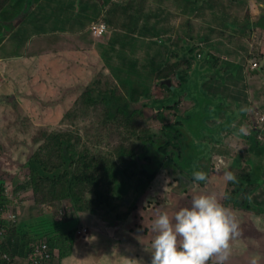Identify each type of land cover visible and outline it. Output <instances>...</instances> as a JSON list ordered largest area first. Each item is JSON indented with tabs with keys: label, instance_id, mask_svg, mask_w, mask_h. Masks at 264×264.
I'll list each match as a JSON object with an SVG mask.
<instances>
[{
	"label": "rangeland",
	"instance_id": "rangeland-1",
	"mask_svg": "<svg viewBox=\"0 0 264 264\" xmlns=\"http://www.w3.org/2000/svg\"><path fill=\"white\" fill-rule=\"evenodd\" d=\"M154 1L136 0V6L135 0L133 2L132 0H110L109 4L107 1V10L111 9L113 13L102 14L110 28L108 34L102 38L94 37L89 30L91 25L89 26L88 14L78 12L73 14L70 11L68 14L69 29L67 31H61L63 23L58 25L60 30H52L54 24L58 22L57 16L52 14H60L57 9L52 11L48 21L42 17L43 15L32 20L28 19V21L25 19L27 14H22L16 17L17 23L15 24L14 21L13 32L9 33L10 29L5 30V25L3 29L1 28L0 180L5 181L6 193L11 200L5 211L6 218L5 213L3 218L8 221L7 217L10 214L11 221L21 223L23 230L30 234L27 239L30 240L34 234L32 225L38 224L39 215L49 214L45 220L55 228L60 226L61 236L65 237L62 248H65L66 251L69 249L71 252L69 262L72 264L81 260L90 263L94 259L100 264H117V262L126 264L131 259H135V264H150L151 241L154 236L151 226L157 210L166 211L172 216L180 208L190 206L194 195L213 194L225 207L235 213L239 221L241 235L236 240L233 239V243L230 242L232 248L230 258L234 256L236 264H240L243 261L249 262L250 257L256 256L262 264L264 263V210L263 213L239 210L227 203L232 186L230 181H226L223 176L226 166H232V160L240 151V154L244 156L242 172H251L253 167L247 160L254 158L247 153L248 143L229 132L224 133L225 137L222 143H213L216 148H214V155L200 162L201 165L208 166L212 170L210 180L191 182V179L180 178L179 172L174 170L170 175V170L165 169L155 180L149 193L141 199L137 210L133 208L134 196L129 190L125 198H117L112 201V205L117 208L116 212L101 211L102 217L98 216V218L104 222H107L104 219L107 212L112 216L118 213L131 214L130 218L119 221L118 225L122 226V229H130L125 234L128 233L130 237H134L135 242L132 244H119L111 239L103 231L106 224L99 221L103 233L100 231V234L95 235L97 240L94 241L93 248L89 249L87 245L81 244L74 250V245L79 238L77 232L80 229L87 232L86 223L82 221L81 217L84 214H88L86 216L90 217L92 214L76 212L71 201L54 200L47 191H42L37 198V194L32 189H20L30 181L31 172L27 162L37 151L44 150L51 162H56L59 158L55 149L52 150L51 147L45 145L48 133L62 132L83 151L120 163L125 150L128 154L131 151H142L143 140L146 138L145 133L161 136L162 122L158 118V113L153 108H144L143 105L149 103L151 97L164 99L170 96L162 86L164 78L171 77L166 81H169L168 85H172L174 88L181 84L176 73L171 74L165 66L166 60L173 57L170 55L171 52L168 53L167 49L163 48L164 44L161 43V40H164L165 46L170 50L171 41L164 36L144 38L139 34H136L139 38L135 40V34L131 33L133 37L130 35L132 28L125 26L128 18L124 12L127 4L134 3V10H137L138 7L143 8L140 22L155 23L159 21L163 34H165L169 26L168 21H162L160 18L146 20L147 14L152 13L154 9ZM181 1V3H185L186 0ZM160 2H164V0H160ZM12 4V0H0V10L3 8L8 10ZM181 5L179 4L180 7ZM99 7L102 12L105 10L100 4ZM174 10L177 11L176 7ZM240 11V18H234L233 22L245 27L254 18L246 8ZM91 14L93 13L91 12ZM42 21L46 22L47 31L37 35L35 33L36 25L44 24ZM0 22L4 23L1 18ZM24 22L26 23L24 24ZM59 22H64V20H59ZM82 23L87 25L85 29L78 28ZM6 25L10 26L9 23ZM27 25L28 28H26ZM72 26H76L78 29L74 30ZM24 27L26 28L24 32L29 33L30 39L26 47L22 49V57H15L13 55L21 43L13 41V34L16 32L20 37ZM194 28L199 29L200 26L196 24L190 26L187 23L184 25V31L189 33H194ZM240 32L243 34L244 40L234 43L236 53H232V49L231 51L223 50L222 54L227 58L220 57V60L231 63V65L237 64L243 71V79L239 85H231L226 88L225 93L230 97L231 110L239 109V116L233 123V128L238 131L243 128L244 134H250L253 129L261 130L259 139L264 143V31ZM189 35L187 43L200 49L201 44L197 41L195 33V38L191 34ZM21 37L24 39L23 36ZM113 41L117 42L119 47L121 44L125 45L124 52L128 53L130 58L140 60L138 69H142L143 72L141 75L134 74L132 77L133 86L137 84V88L143 93L146 92L145 90H149L136 104L137 107L144 109L145 114L137 116L134 124H130L120 114L110 115L104 101L96 103L84 95L88 89L98 94L108 89L112 91L114 89L112 87H117L119 94H125L126 85L123 87L120 84L107 64L112 62L115 67L120 64L116 51L113 49L114 47L119 49V47L117 44L113 45ZM226 41L221 43L224 44ZM101 46H105L108 53H104ZM174 63L175 61H173ZM185 63H182V71L188 69ZM255 64L258 65V68L253 71ZM255 72L257 74L254 75ZM127 86L131 85L127 84ZM219 89L222 90L220 84ZM237 102L241 104V108ZM191 107V101H183L180 106V114H185ZM176 116V112H166L168 121H174ZM225 117L223 115L222 119ZM124 160H129V157ZM232 172L236 173L237 171L232 169ZM175 178L180 181L178 182ZM104 189L109 194L112 192L108 186H104ZM256 196L262 202L264 209V188L259 190ZM44 215H41L40 218ZM107 223L109 227L111 226L109 228V232H111L114 226L110 224V221ZM0 232L2 233V229ZM112 235L115 236V234ZM124 239L127 241L126 237ZM238 247L245 248V251L239 250ZM138 255L141 257L139 260H137ZM4 256L10 259L6 254ZM209 262L212 263L213 259ZM19 263L26 264L24 260L14 262V264ZM53 264H59L58 253Z\"/></svg>",
	"mask_w": 264,
	"mask_h": 264
},
{
	"label": "trees",
	"instance_id": "trees-1",
	"mask_svg": "<svg viewBox=\"0 0 264 264\" xmlns=\"http://www.w3.org/2000/svg\"><path fill=\"white\" fill-rule=\"evenodd\" d=\"M12 1L13 4L8 10L6 8L0 10V18L4 22L3 24L0 22V30L5 25V30L10 29L9 33L13 32L14 21L15 24L17 23L16 17L22 14H27L26 20H32L39 15H43L42 17L48 21L49 15L57 9L60 14H52L57 16L58 20L52 30H60L58 25L63 23L61 31L65 32L69 29L67 17L70 11L73 14L76 12L88 14L89 26L105 21L102 14L110 15L113 13L111 9L107 10V1L109 4L110 0ZM99 4L105 9L103 12ZM135 6L134 3L127 4L124 10L128 18L125 26L132 28L130 35L133 37L135 34V40L139 38L136 34L142 35L144 38L163 37V30L159 21L155 23L140 22V17L143 16V8L138 7L137 10H134ZM147 16L146 20L161 18L159 9L155 8ZM59 20H64V22H59ZM6 23H9L10 26L8 27ZM43 23L36 25L35 33L37 35L46 33L47 24L46 22ZM86 27L85 23L78 26L80 29ZM26 28H28V25ZM26 28L24 27L21 31L23 32L21 36L24 39L21 36L18 37L16 32L13 34V41L21 43L13 55L15 57H22V49L26 47L30 39L29 33L24 32ZM72 28L74 30L78 29L76 26H72ZM257 28L264 29V23L257 25ZM177 34L179 35L180 32L177 31ZM189 34L195 38L194 33L184 31L178 37L182 44L178 40L170 43L171 48L176 51L172 52L171 56L173 58H168L165 64L171 74L176 73L181 82L180 86L174 88L168 83H163L162 86L170 96L164 99L151 97L150 102L143 105L144 108H153L158 113V118L162 122L161 136L145 133L146 138L143 140L142 151H131L128 154L125 150L120 163L113 159L102 156L97 157L83 151L80 146L62 132L48 133L45 145L51 147L52 150L55 149L59 158L56 162H51L44 150L37 151L27 162L31 172L30 181L21 186L20 189H32L37 194V198L42 191H47L54 200L71 201L76 212H89L97 216H101V211L104 210L116 212L117 208L112 205V201L117 198H125L130 190L134 196L133 208L137 210L141 199L149 193L153 183L165 169L170 170V175L175 170L179 172L180 178L191 179V182L196 181L193 177L195 171H203L207 173V179L210 180L212 170L208 166L201 165L200 162L214 155L215 147L213 143H222L225 137L224 133L229 132V134H233L238 139H243L248 143L247 153L249 156L250 154L254 156V158L247 160L253 167L252 171L244 173L242 172L244 169L242 166L244 156L240 154V151L237 152L238 154L236 153L237 155L232 160L231 166V172L232 169L237 171L236 173L232 172L236 178L235 181H230L232 192L228 196L227 203L235 209L263 213V204L256 196L258 191L264 188V143L259 139L261 130L253 129L250 134H244L233 128V123L239 116V109L231 110L230 97L225 93V89L229 86L239 85L243 79V71L237 64L231 65V63L222 62L221 58L214 56L211 53L213 52L212 47L210 48L212 46L210 44L211 40L207 41L205 48L201 45L200 49L187 43ZM183 41L186 43H183ZM112 43L113 45L117 44L115 41ZM161 43L164 44L163 48H167L164 40H161ZM117 45L119 47V44ZM101 48L104 53H108L105 46H101ZM113 49L116 51L120 64L118 67H115L112 62L107 64L117 80L120 81V84L123 87L126 85L125 94H119L118 88L112 87L114 88L112 91L108 89L98 94L88 89L84 95L96 103L104 101L110 115L120 114L130 124H134L137 116L145 114L144 109L137 107L136 104L143 97L142 95L148 93L149 90H145L146 92L143 93L137 88V84L133 86L132 77L134 74L141 75L143 72L142 69H138L140 60L130 58L127 55L128 53L124 52L126 48L123 44L119 49L115 47ZM232 53L235 54L236 51H232ZM173 61H175L174 64ZM183 62H186L185 64L188 66L185 71H182ZM253 71H256V69ZM168 79H171V77H166L163 80ZM127 84L131 86H127ZM219 84L222 90L219 89ZM183 101H191L192 107L185 114H180V106ZM237 103L241 108V104ZM166 112H176V119L168 121ZM223 115L226 116L225 119H222ZM128 157L129 160H124ZM177 180L180 181V179ZM104 186L110 187L112 192L110 194L106 192ZM6 188L5 181L0 180V230L2 229V233L0 232V264H14L16 256H25L26 254L34 262L36 248L41 247L43 244H48L52 253V258L45 260L43 264L54 262L57 253L59 254V260L68 257L71 252H69V249L66 251L65 248H62L65 237L48 234L46 231H53L52 225H49L48 222L45 221L43 226H50L51 228H46L44 233L40 231L36 237L27 240L29 233L23 230V226L18 225V222L6 221L3 218L11 202L8 193H6ZM130 216L131 214L125 215L122 213L112 216L107 212L104 219L107 222L110 221L111 225L116 226L119 221H124ZM108 218L117 221H111ZM70 247L72 250V244ZM5 254L10 259L5 257Z\"/></svg>",
	"mask_w": 264,
	"mask_h": 264
},
{
	"label": "crops",
	"instance_id": "crops-1",
	"mask_svg": "<svg viewBox=\"0 0 264 264\" xmlns=\"http://www.w3.org/2000/svg\"><path fill=\"white\" fill-rule=\"evenodd\" d=\"M181 0H164V2H160V0H155L153 2V7L158 8L160 11L161 16L160 20L162 21H168L169 26L167 27V32L163 34L164 37L169 39L171 43H174L178 40L179 35L183 34L184 32V25L185 23L189 24L190 26L192 24H196L197 26H200L199 29L194 28V33L197 36V41L200 42L201 45L204 46L207 44L208 40L210 41L211 52L216 57L221 58H227V56H223L222 51L223 50H230L235 51L234 43L236 41H243L244 36L240 31H264L262 28H257V25L264 23V0H186L185 3H181ZM179 4H182L181 7ZM174 7H176V10H174ZM250 12V15L252 16V21L248 23L245 27L240 26L238 23H234V18H240L241 9H245ZM163 9V10H161ZM188 13V14H185ZM195 16V18H193ZM256 20V21H255ZM255 21V22H253ZM177 31L180 32V34H177ZM249 33V32H247ZM227 36V37H224ZM228 39V41H226ZM230 40V41H229ZM226 41L224 44L221 42ZM171 47V46H170ZM208 48V47H207ZM167 52L172 55L173 51H176L175 49L170 50V48H166ZM231 51V52H232ZM42 54V53H40ZM39 55V54H38ZM227 171L231 172V166H226L225 168ZM44 215V214H41ZM39 215V221L38 224L32 225L34 228V234L33 238L36 237L40 231L44 233L46 228H53V231L51 230L46 231L51 236H59L61 235V229L60 226L55 228L53 225L50 226H43V223H45V219L49 217V214H45L40 218ZM84 214L81 218L82 221L86 223L85 229L87 232H85L83 229H80L78 234V240L76 241L74 245V250L80 246L81 244L87 245V248L91 249L94 246V241L97 240L95 235L100 234L101 232L105 231L108 236L118 242L119 244H125V243H133L135 242V239L133 236L130 237L128 233L125 234V232H129L130 229H122V226H114V228L111 232H109V225L107 222H104L102 219H99L96 215H90L87 217ZM16 217V216H15ZM6 218V213H5ZM7 220H12L10 214L7 217ZM33 220V219H32ZM99 221L104 222L106 224V227L100 229V223ZM18 225L23 226L21 223L18 222ZM26 226V225H25ZM23 228V227H22ZM83 228V227H82ZM101 231V232H100ZM115 231V232H114ZM112 234H115L112 235ZM30 235V234H29ZM124 237H126L127 241H124ZM235 238L234 240H236ZM232 240V243L233 241ZM235 245V244H234ZM237 249V248H236ZM242 249V251H245V248H239ZM232 250V248H231ZM71 255L68 257L62 258V260H59V264H72L69 261ZM231 256V255H230ZM226 264H236L234 256H232ZM141 259V257L138 255L137 260ZM251 257L249 258V260ZM16 260L19 261H25L27 264H34L32 262V259L29 258V255L26 254L25 256L19 255L15 257ZM151 260V259H150ZM149 260V262H150ZM232 262V263H230ZM91 264H100L95 259L90 262ZM87 263L85 260H81L80 262H76L75 264H90ZM123 262H117V264H122ZM20 264V263H19ZM50 264H53L50 263ZM126 264H135V259H131ZM208 264H215V258H213V262H209ZM239 264V263H237ZM240 264H249V262H241ZM258 264L260 263V259L258 260ZM264 264V263H262Z\"/></svg>",
	"mask_w": 264,
	"mask_h": 264
},
{
	"label": "clouds",
	"instance_id": "clouds-1",
	"mask_svg": "<svg viewBox=\"0 0 264 264\" xmlns=\"http://www.w3.org/2000/svg\"><path fill=\"white\" fill-rule=\"evenodd\" d=\"M223 176L226 181H235L230 171L225 170ZM193 177L196 181L208 178L203 171H195ZM151 227L154 236L150 264H208L213 258L215 264H226L230 242L241 235L235 213L213 194L194 195L190 206L172 216L157 210ZM249 264H258V257L252 256Z\"/></svg>",
	"mask_w": 264,
	"mask_h": 264
},
{
	"label": "built area",
	"instance_id": "built-area-1",
	"mask_svg": "<svg viewBox=\"0 0 264 264\" xmlns=\"http://www.w3.org/2000/svg\"><path fill=\"white\" fill-rule=\"evenodd\" d=\"M109 32V27L105 22L95 23L92 26V34L94 37L101 38ZM258 65H254V69H257ZM51 248L48 244H43L41 247L36 248V259L34 264H43L45 260L52 258Z\"/></svg>",
	"mask_w": 264,
	"mask_h": 264
},
{
	"label": "water",
	"instance_id": "water-1",
	"mask_svg": "<svg viewBox=\"0 0 264 264\" xmlns=\"http://www.w3.org/2000/svg\"><path fill=\"white\" fill-rule=\"evenodd\" d=\"M163 83H169V81H165V82H163Z\"/></svg>",
	"mask_w": 264,
	"mask_h": 264
}]
</instances>
